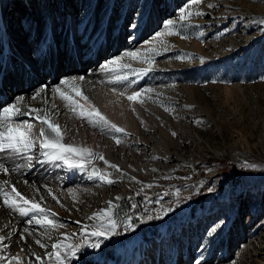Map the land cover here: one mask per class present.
<instances>
[{
  "label": "rangeland",
  "instance_id": "1",
  "mask_svg": "<svg viewBox=\"0 0 264 264\" xmlns=\"http://www.w3.org/2000/svg\"><path fill=\"white\" fill-rule=\"evenodd\" d=\"M29 1L46 20L43 1ZM99 2L107 8L114 5V0H82V14L90 17ZM129 5L141 7L136 26L153 10L164 13L166 23L173 21L168 25L170 36L137 56L134 63L149 68L147 83L153 88V117L144 123L153 128L157 120L165 122L172 132L181 133L182 146L177 139L168 142L171 163L147 148L144 152L156 169L137 179L121 165L118 181L129 187V194L115 215L117 233L100 240L99 249L86 246L99 239L82 241L77 258L69 257L66 264H104L115 259L130 240L158 237L164 225L172 226V231L157 245L162 264H178L182 258L195 264L219 258L220 264H264V185L257 187L264 179V0H123L118 12L127 13ZM54 7L62 9V3L57 0ZM116 21L109 20L111 27ZM85 25L74 19V29L82 30ZM78 35L88 46L89 34L84 30ZM9 51L28 64L12 45ZM135 68L129 66L132 79ZM51 80L55 81L54 75ZM130 84L121 81L124 89ZM52 100L75 112L78 149L94 150L93 132L80 121L93 111L91 103L82 97L65 100L58 93ZM20 122L33 125L35 145L20 151L28 163L31 153L27 152L41 151L43 137L37 135L36 120L13 117L10 121L12 126ZM94 124L136 152L143 151L141 139L133 133L119 135L99 120ZM156 140L151 139L154 145H158ZM215 148L227 154L219 156ZM80 154L87 155V151ZM62 161L52 160L47 166ZM206 185L209 189L204 194L199 189ZM52 218V228L57 227L61 220ZM243 244L247 249L239 254Z\"/></svg>",
  "mask_w": 264,
  "mask_h": 264
},
{
  "label": "bare ground",
  "instance_id": "2",
  "mask_svg": "<svg viewBox=\"0 0 264 264\" xmlns=\"http://www.w3.org/2000/svg\"><path fill=\"white\" fill-rule=\"evenodd\" d=\"M27 1L0 0V112L4 107L15 104L21 113L26 114L14 115V118L36 120L38 133L44 127L46 135L54 138L55 134L47 125H42L36 118L37 115H46L52 123L59 125L63 134L60 142L78 149L80 142L76 114L54 102L52 95L62 92L73 99L82 97L72 91L71 78L83 76V80L77 79L74 83L88 98L86 101L91 103V108L99 110L124 132L133 133L143 144V151L138 152L131 145L118 144L113 134H107L95 126L96 117L83 116L80 118L82 127L92 130L96 148H89L87 155H68L71 163L81 164L83 168H69L63 161L47 166L52 163L50 156L45 155L51 153L50 149L42 148L37 153L26 151L31 153L28 163L20 152L7 148L0 151V165H3L0 167V237H4L0 242V264H17L12 259L17 256L20 257V264H57L55 255L49 256V253L56 251L52 248L53 244H80L97 239L105 241L117 233L115 215L129 191V187L118 181L121 165L135 179L140 174H150L156 167L144 152L149 147L160 160L172 162L168 155V142L174 139L179 142L181 133L176 132L173 136L166 123L160 120H157L158 126L153 128L144 123L153 117V88L147 83L149 68L134 63L137 56L149 50L153 44L161 45L170 33L169 26L166 27L167 16L154 10L141 26H136L141 7L129 5L127 13H120L118 11L123 8V0H114L113 7L109 8L104 6V2H99L88 18L80 9L82 0H59L62 9L54 7L57 0H42L46 20L36 13L33 2ZM74 19L85 22L82 30L74 29ZM111 19L118 20L113 27L109 23ZM122 24L126 25L125 29ZM84 30L91 39H87L88 46L82 44L78 35ZM6 44L15 46L28 64L10 54ZM132 52H136L137 56L133 58L128 55ZM77 55L80 57L78 63ZM113 60L117 63H111ZM105 64L107 68L103 67ZM129 66L137 69L133 79L128 76ZM51 75L55 76V81L51 80ZM65 79L70 81L69 85L60 83ZM125 79L132 81V84L124 89L121 81ZM57 88L60 92L55 91ZM37 92L39 95H36ZM134 93H140L138 100H129L128 97ZM3 130V122H0V131ZM116 133L120 135L123 132ZM153 137H157L158 145L151 141ZM178 146H182L181 142ZM214 151L219 156L227 154L223 149L215 148ZM233 160L242 162L236 156H233ZM113 164L119 170L111 167ZM109 179L114 182L107 183ZM263 185L264 179L257 187ZM13 187L45 211H28L27 215H23L19 208L31 207L24 205L23 201H18L15 209L6 206L4 193L9 194L11 200L14 198ZM104 209H109V217L95 215ZM54 216L61 220L57 227L37 223V219L42 217L53 221ZM112 223L116 225L114 230ZM94 230L107 231L108 238L91 236ZM171 231L172 226L164 225L160 235L151 241L132 239L119 249L115 259H108L104 264H162L157 245ZM37 240L45 247H40ZM240 247L239 254H242L247 248L244 244ZM37 257H41V260H37ZM220 260L208 264H220ZM178 264L195 262L182 258Z\"/></svg>",
  "mask_w": 264,
  "mask_h": 264
},
{
  "label": "snow or ice",
  "instance_id": "3",
  "mask_svg": "<svg viewBox=\"0 0 264 264\" xmlns=\"http://www.w3.org/2000/svg\"><path fill=\"white\" fill-rule=\"evenodd\" d=\"M193 3H197L198 0H192ZM183 18V16L181 17ZM173 21L169 20L167 21L166 27L168 25H172ZM157 35H160V33H158ZM129 56L131 57H136L137 53L136 52H132V53H128ZM111 63L115 64L117 63L116 60L111 61ZM107 64L103 65V67L107 68ZM79 79V80H83L84 77L80 76V77H72L71 78V87H72V91L78 95V96H82L83 99H88L87 97H84L81 90L77 87H75V81ZM61 84H65V85H69L70 81L69 80H61L60 81ZM44 89L42 88L41 91H43ZM56 92H60V89L57 88L55 89ZM36 95H39V92L36 93ZM61 98L65 99V100H71L70 96L64 95V93L60 92ZM140 96V93H134L132 96H129L128 99L129 100H138ZM35 98V96L33 97V99ZM22 99V98H20ZM33 112H39V110H32ZM26 113H21L19 107L17 105H11L9 107H4L3 111L0 112V122H3V127L4 130L0 131V151H3L5 148L7 149H12L14 151L20 152L22 150H26V149H31L34 147L35 145V141L33 139H31L32 135H33V125L31 123L28 122H20L18 125L16 126H12V124L10 123V121L13 119L14 115H23ZM30 114V113H28ZM82 115H84V113H81ZM88 116H94L96 117L99 121L103 122L105 125H107L108 127L114 129L116 132H124V129L117 127L115 124H112L110 121L107 120V118L105 116H103L99 110L93 109V111L88 112L87 113ZM40 123L42 125H47V128L51 130L52 133L55 134L54 138H50L49 136L46 135V130L44 127L40 128L39 133L37 134L39 137H43V139L40 142V147L43 149H50L52 150L51 153H45V155H49L50 158L52 160H63L65 164L68 165L69 168H83V165L81 164H73L69 161L68 159V155H76L78 153L87 151L84 149H77L71 145H64L63 143H61V139H62V131L59 127V125H56L54 123H52L47 116H41V115H37L36 117ZM173 136L176 135L175 132L172 133ZM116 142L119 144L120 141L119 139L116 140ZM101 159H103V156L100 157ZM107 163V162H106ZM0 167H3V165H0ZM111 167L113 168H117V165H111ZM5 172H7V169H4ZM101 179H104L103 176L100 177ZM107 183L111 184L114 181H112L111 179L106 181ZM12 193L14 194V198H12L10 200L9 198V194L4 193V203L6 206H8L9 208H17L18 205V201H23L24 205H31L30 208H24V207H20L19 211L21 212V214L23 215H27L28 211H33V212H41L43 213L45 210L40 208L38 204H35L33 202H31L30 200L24 198L16 189L15 187L12 188ZM18 198V200L16 199ZM117 199H119V197H117ZM109 205H111V201L108 202ZM97 217L100 216H104V217H109V209H104L102 210L100 213H96L95 214ZM149 220L152 219L151 216L148 217ZM44 223V224H48V225H54V222L50 219H47L46 217H42L37 219V223ZM112 230H114L116 228L115 223H112L111 225ZM214 230V229H213ZM91 236L94 237H104L105 239L108 238V232L107 231H98V230H94L91 232ZM23 239V237H22ZM4 240V237H0V242H2ZM37 244L40 245V247H45V245L43 243H41L39 240L36 241ZM101 241L97 240L94 243H89L86 246L87 247H91L93 249H99L101 247ZM84 245L81 244H53L52 248L54 250H56L54 253H49V256L51 255H55L56 257V261L57 264H64V262L66 260L69 259V257L75 259L78 256V253L80 252V250L82 249ZM61 249H65L66 251H61ZM13 260H15L17 262V264H20V257H13ZM37 260H41V257H37ZM11 264V262H10Z\"/></svg>",
  "mask_w": 264,
  "mask_h": 264
},
{
  "label": "trees",
  "instance_id": "4",
  "mask_svg": "<svg viewBox=\"0 0 264 264\" xmlns=\"http://www.w3.org/2000/svg\"><path fill=\"white\" fill-rule=\"evenodd\" d=\"M202 181H203V179H202ZM203 187H204V186H203ZM203 187H201L199 190H201V192L205 194V192L209 189V186L206 185L204 188H203ZM199 198H200V197H199ZM198 201H200V200L198 199ZM193 213H194V211H193Z\"/></svg>",
  "mask_w": 264,
  "mask_h": 264
}]
</instances>
